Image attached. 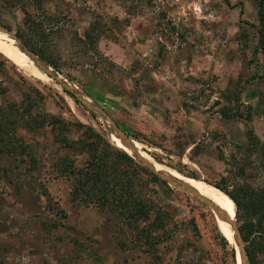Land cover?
Wrapping results in <instances>:
<instances>
[{"label": "rangeland", "instance_id": "rangeland-1", "mask_svg": "<svg viewBox=\"0 0 264 264\" xmlns=\"http://www.w3.org/2000/svg\"><path fill=\"white\" fill-rule=\"evenodd\" d=\"M41 5L37 17L49 34L46 57L134 141L143 160L174 174L175 183L220 184L228 191L237 184L264 187L262 156L245 151L248 131L264 144L255 0H47ZM23 9L19 2L0 4V27L29 36ZM93 21L99 30L90 46L84 32ZM44 81L0 54L5 130L0 264H236L232 241L218 232L213 210L176 184L137 180V193L154 207L148 219L130 226L109 206L72 201L67 183L51 171L50 164L63 155L53 137L81 138L78 122L114 146L113 132L52 78ZM55 118L70 123L68 129L52 127ZM18 139L34 145L35 161L19 153ZM73 160L78 165L82 157ZM237 211L235 206L240 234L249 217L246 207ZM155 222L149 246L141 232ZM260 260L264 263V254Z\"/></svg>", "mask_w": 264, "mask_h": 264}, {"label": "trees", "instance_id": "trees-1", "mask_svg": "<svg viewBox=\"0 0 264 264\" xmlns=\"http://www.w3.org/2000/svg\"><path fill=\"white\" fill-rule=\"evenodd\" d=\"M44 1L47 0H0V4L5 8L12 7L17 2L24 6L23 23L30 35L27 36L26 32L17 30L16 36L37 56L56 70L57 66L44 53L49 34L46 33L45 27L43 28V20L37 17L40 14L42 15L38 11L43 10L41 4ZM255 3L259 23L258 42L255 50L262 55V76L264 78V0H255ZM28 6L34 13H29L26 10ZM32 16L39 20L33 19ZM98 28L99 23L97 21L90 23L88 29L84 32V43L90 46L95 44L93 33L98 31ZM62 90L75 103H79L69 91L63 88ZM2 110L1 107L0 117H4ZM224 116L226 117V115ZM50 122L52 127H59L64 130H67L70 124L57 118ZM76 125L84 128L81 138L71 140L66 136L53 137V142L63 150V155L57 162L50 164L51 171L56 173L55 176L67 183L71 200L86 202L98 208L109 206L111 214L119 220H123L128 226L141 219H148L154 206L149 199L143 198L140 192L137 193L138 184L136 182L144 176L150 182H160L163 185H166V183L126 152L110 145L91 127L78 122H76ZM4 132V125L0 123V143L2 136L5 135ZM248 137L251 139L245 147V151L257 152L264 160V144L255 139L251 131H248ZM17 143L19 145L16 148L19 153L30 155L35 161L37 150L34 149V145L26 144L20 139ZM77 156L82 157V161L78 165L73 160V157L76 158ZM221 181L225 182L226 180L222 179ZM214 186L232 199L238 211L242 206L246 207L249 218L239 227V230L242 240L246 244L244 249L248 262L249 264H264L260 260V256L264 254V187L254 190L248 185L237 184L232 186V191H228L223 185L216 184ZM155 225L156 222L149 225L150 228H143V232H141L145 233L144 237L149 246L154 244L153 242L150 243L152 239L150 235L154 232ZM231 257L235 261L233 248H231Z\"/></svg>", "mask_w": 264, "mask_h": 264}, {"label": "bare ground", "instance_id": "bare-ground-1", "mask_svg": "<svg viewBox=\"0 0 264 264\" xmlns=\"http://www.w3.org/2000/svg\"><path fill=\"white\" fill-rule=\"evenodd\" d=\"M0 54L5 57L8 61H10L14 66H16L19 70H21L24 74L35 77L40 81L45 82L48 77L43 74L40 70H38L34 64L29 60V58L24 55L17 44L8 34L0 32ZM50 79V78H49ZM70 100V99H69ZM111 141L114 146L120 150L127 149L125 145L117 139L114 135L111 137ZM130 156L131 153L126 151ZM157 171L161 172L162 177L171 184H176L178 188L188 193H191L195 196H201L203 201H207L212 204L213 207V217L215 221L216 228L220 235L226 239L228 242L232 241L233 250L235 253V262L236 264H249L242 249L239 248L237 244L238 239L235 236V233L230 225H228V221H234L235 215V204L230 197H228L221 190L211 187L207 184H198L194 182L187 181V185H184V182L177 181L176 183L173 181L172 177L175 175L169 171L160 170L155 168ZM171 177V178H170ZM188 189V190H187ZM205 195L206 198L202 195ZM230 226V229H229Z\"/></svg>", "mask_w": 264, "mask_h": 264}, {"label": "water", "instance_id": "water-1", "mask_svg": "<svg viewBox=\"0 0 264 264\" xmlns=\"http://www.w3.org/2000/svg\"><path fill=\"white\" fill-rule=\"evenodd\" d=\"M0 32L6 33L15 41L20 51L26 55L29 60L34 64V66L40 70L43 74H45L47 77L52 78L55 82H57L60 87L63 89L69 91L78 102H80L83 106H85L88 110L91 112L101 116L103 120L106 122V124L111 127V130L113 132V135L119 139L127 149L131 152V157L136 159L140 164L147 167L151 172H153L155 175H157L160 179L167 182L161 175V172L157 171L155 169V166L153 163L147 161L146 159L143 160L141 155L137 150H135L134 147V141L128 137L126 134H124L118 126L106 115V113L98 107L96 104H94L83 92H81L74 84L69 82L67 79L63 78L54 68H52L49 64H47L44 60H42L40 57H38L33 51H31L23 42L16 36V34L7 29L6 27H0ZM125 152V151H124ZM129 155V154H128ZM140 156V157H139ZM142 158V159H141ZM188 190V189H187ZM206 205L210 207V209L213 210V205L208 203L207 201H203ZM228 224L232 227L236 238L241 244L243 253L245 255V258L248 261L243 242L241 240L239 231L237 229V214L235 212L234 215V221H228Z\"/></svg>", "mask_w": 264, "mask_h": 264}]
</instances>
